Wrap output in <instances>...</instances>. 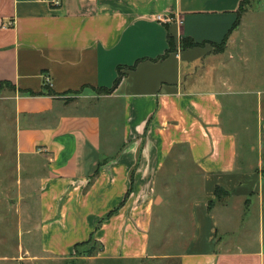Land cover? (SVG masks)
Here are the masks:
<instances>
[{
    "label": "crops",
    "instance_id": "crops-1",
    "mask_svg": "<svg viewBox=\"0 0 264 264\" xmlns=\"http://www.w3.org/2000/svg\"><path fill=\"white\" fill-rule=\"evenodd\" d=\"M242 1L0 0V113L39 207L28 258L141 264L159 257L156 210L172 208L185 246L163 257L264 264V0L233 28ZM187 36L200 44L183 49ZM91 236L103 250L76 256Z\"/></svg>",
    "mask_w": 264,
    "mask_h": 264
},
{
    "label": "rangeland",
    "instance_id": "rangeland-1",
    "mask_svg": "<svg viewBox=\"0 0 264 264\" xmlns=\"http://www.w3.org/2000/svg\"><path fill=\"white\" fill-rule=\"evenodd\" d=\"M262 6L264 8L263 4ZM95 91L94 95H103L98 89ZM100 106L103 107V103ZM99 109L103 114L104 110ZM0 114L2 115L0 116V264H56V261L45 260V258H28L29 255L41 254V233L36 228V222L39 219L38 200L35 196L28 194L26 162L24 159L19 163L15 161L14 126L6 114ZM240 117L242 119V116ZM103 120H105L103 133L106 135L109 120L104 114ZM238 137L239 150L243 159L250 153L249 141H255L256 144L257 135L253 129L248 132L239 130ZM181 153L186 152L182 149ZM252 155L257 160L258 147ZM160 202L164 205L169 204V200L167 202L160 200ZM156 214L162 215L163 220L160 223H154L150 244L152 253L158 254L159 257L145 260L141 264H179L178 259L163 257V254L178 253L185 246L179 236L175 235L178 234L179 222L170 226L172 208L159 211L157 209Z\"/></svg>",
    "mask_w": 264,
    "mask_h": 264
},
{
    "label": "trees",
    "instance_id": "trees-1",
    "mask_svg": "<svg viewBox=\"0 0 264 264\" xmlns=\"http://www.w3.org/2000/svg\"><path fill=\"white\" fill-rule=\"evenodd\" d=\"M249 3H250V0H243L242 1V4H241L240 9H239L240 10L239 11V17H238L237 21L235 22L233 28L238 25L239 20H240L241 12L244 10L245 5H247ZM168 40H169V48L167 50V54L170 53V52H172V51H174L176 49L175 41L173 40V38H172V36L170 34L168 35ZM199 44H200L199 42H197L195 39H193L190 36L182 37L181 40H180V45H181V47L183 49L195 47V46H198ZM224 44H225V41H223L220 44H214V45H215V48H219V47L222 48L224 46ZM122 77L123 76L120 73L119 76L117 77L116 81H115V84H114L115 86H118L120 84ZM5 85H12V84L9 83V82H2L1 85H0V90ZM45 85H47L49 87V84L47 82H45ZM112 89L99 88L98 90H99V92H101L103 94H108V93H111ZM48 92H49V90H48ZM29 93L32 94V95H37L33 91H29ZM49 93L50 94H53V91H50ZM76 93H79V92H76ZM98 172H99V168L96 170L94 176L98 175ZM222 190L224 191V193L227 194V191L224 188L218 186L216 188V190H215V195L217 197H220V191H222ZM132 191H133V177H132V185H131V188L127 192L123 203L126 202V200L129 198V196L132 193ZM117 209L111 211L108 216H110L115 211H117ZM87 246H89V247H87ZM103 248H104L103 244H101L100 242L96 241L95 238H94V236H91V238L88 241L80 242V243H77L75 245V255L76 256H80V257H82V256H94V255L98 254L100 251H102Z\"/></svg>",
    "mask_w": 264,
    "mask_h": 264
},
{
    "label": "built area",
    "instance_id": "built-area-1",
    "mask_svg": "<svg viewBox=\"0 0 264 264\" xmlns=\"http://www.w3.org/2000/svg\"><path fill=\"white\" fill-rule=\"evenodd\" d=\"M44 1H46L52 5H55V6L60 5L62 3V0H44ZM46 79L48 80L47 77H46Z\"/></svg>",
    "mask_w": 264,
    "mask_h": 264
}]
</instances>
